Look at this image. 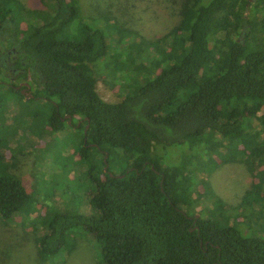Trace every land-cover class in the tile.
I'll list each match as a JSON object with an SVG mask.
<instances>
[{"label": "trees", "instance_id": "trees-1", "mask_svg": "<svg viewBox=\"0 0 264 264\" xmlns=\"http://www.w3.org/2000/svg\"><path fill=\"white\" fill-rule=\"evenodd\" d=\"M48 1L0 0V86L43 101L50 134H79L68 155L83 167L64 185L87 180L89 210L32 217L37 261L70 251L83 232L96 264H264V0ZM112 51L144 64L142 80L116 72ZM97 76L119 82V100L100 98ZM230 151L254 180L231 217L207 180ZM1 153L7 222L33 197ZM47 159L52 167L57 155ZM192 194L212 198L210 210L190 207Z\"/></svg>", "mask_w": 264, "mask_h": 264}, {"label": "rangeland", "instance_id": "rangeland-1", "mask_svg": "<svg viewBox=\"0 0 264 264\" xmlns=\"http://www.w3.org/2000/svg\"><path fill=\"white\" fill-rule=\"evenodd\" d=\"M19 1L29 8L40 6L45 9L49 4L48 0H42L46 4L44 6L41 5L40 0ZM97 5L95 8L99 9ZM83 7L85 6L82 3V9ZM28 19L36 22L32 17ZM26 22L25 18L20 22V25L24 26ZM103 26L105 29V24ZM155 27V33L165 31L163 24ZM118 34L117 32L116 35ZM127 46L131 48L128 43ZM116 52L112 51L109 54L113 57V61L117 60L116 63L119 64L115 68L116 72L124 71L130 76V71L135 72L138 74L136 78L141 81L148 68L142 64L143 68L133 69L131 58H123L124 55ZM135 62L138 63V60ZM96 79L95 90L100 98L109 102L119 100V82L106 76H97ZM126 80L131 81L128 78ZM0 93L2 95L0 100V151L2 156H5V158L2 157L1 166L4 168V164L16 163L13 173L22 178L26 189L33 197V201L25 208L23 217H15L7 222L0 221V264H42L36 259L35 237L37 235L30 227L29 221H36L33 219L35 216H50L53 212L76 211L80 208L85 211L83 213L88 214L86 212L89 209L81 197L83 195L86 198L87 180L82 183L83 180L76 174L77 177L75 176L76 178L74 177L71 184H68L70 187L64 185L65 177L71 178L73 173L80 171L83 167L77 161V157L71 158L68 155L72 151L70 150L72 148L68 147L69 143L74 144L79 141V134L70 128L61 133L50 134L47 131L45 117L42 115L48 110V106L43 101H28L19 97L6 86H0ZM30 93H34L32 89ZM25 94L27 95V93ZM57 152L60 153L57 154ZM53 154L57 155V159L54 166L50 167L47 157L52 159ZM231 154L224 153V157L221 159L215 156V160L221 162V165L215 172L209 175L207 173V180L215 196L223 202L224 213L228 215L231 214L230 209L243 201L251 183H254L247 170V163L241 162L236 152L232 151ZM114 162L116 165L112 162L110 170L112 169L116 173L119 164L117 160ZM65 168L69 170L68 173ZM48 169H53L49 175ZM41 172L43 176H41ZM207 175L204 174V177ZM211 199L204 201L192 194L185 200L194 209L205 207L203 212H206L211 208ZM245 200H251V197L247 196ZM256 209L258 206L255 207ZM259 210L264 213V208ZM259 210L256 212L254 220L257 218ZM226 214L224 215L227 216ZM256 220L262 228L263 220L261 218ZM224 221H227L226 217ZM79 235L75 236L76 241L70 251H59L43 264H96V261H99L98 245L87 234L80 232Z\"/></svg>", "mask_w": 264, "mask_h": 264}, {"label": "flooded vegetation", "instance_id": "flooded-vegetation-1", "mask_svg": "<svg viewBox=\"0 0 264 264\" xmlns=\"http://www.w3.org/2000/svg\"><path fill=\"white\" fill-rule=\"evenodd\" d=\"M23 82H27V81H19L17 86L14 85V87H18L19 91L22 93V94H25L27 93L28 91H30L31 87L29 86L28 88L25 86V85H19L20 83H23ZM29 83V82H27ZM19 85V86H18ZM24 89V90H23ZM23 90V91H21Z\"/></svg>", "mask_w": 264, "mask_h": 264}, {"label": "water", "instance_id": "water-1", "mask_svg": "<svg viewBox=\"0 0 264 264\" xmlns=\"http://www.w3.org/2000/svg\"><path fill=\"white\" fill-rule=\"evenodd\" d=\"M19 85H25L27 88L29 87V83H27V82L20 83ZM23 90H21V91H23ZM29 96H31V95H29ZM66 116H68V115H66ZM68 122H69V120H68Z\"/></svg>", "mask_w": 264, "mask_h": 264}]
</instances>
